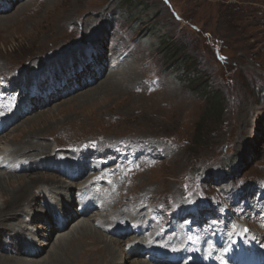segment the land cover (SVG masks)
<instances>
[{
    "label": "rangeland",
    "instance_id": "rangeland-1",
    "mask_svg": "<svg viewBox=\"0 0 264 264\" xmlns=\"http://www.w3.org/2000/svg\"><path fill=\"white\" fill-rule=\"evenodd\" d=\"M131 2L46 0L36 15L37 0H0V99L12 95L13 102L20 91L12 87L26 79L27 62L42 61L36 69L40 84L35 85L41 89L35 93L41 102H33L30 112L14 118L2 132L0 154L4 148L25 150L20 143L28 132L41 133L33 140L47 143L49 155L108 150V169H131L134 186L123 187L126 194L148 189L142 191L145 197L126 205L129 213L147 216L150 226L143 238L152 234L161 240L172 229L180 232V243L187 244L200 240L198 230L221 229L231 235L244 224L255 238H262L263 246L264 0H134L144 7L137 10ZM160 37L181 46L209 85L222 90L225 106L219 120L198 122L206 102L163 66ZM60 60L68 72L76 71L75 64H85L92 72L63 90L64 77L54 79L66 71L57 70ZM93 75L99 78L94 81ZM108 75L123 77L119 90L104 86L114 78L100 84ZM86 80L93 83L84 86ZM8 114L0 108V115ZM228 163L234 170L232 180L221 174ZM1 164L4 173L8 162ZM18 166L16 180L40 172L55 174ZM121 180L109 183L113 194ZM208 232L203 239L212 236V230ZM10 234L0 235V244L8 249ZM45 234L52 241L37 259L50 253L57 238ZM27 237L36 246L42 240ZM4 255L17 257L8 251ZM107 255L101 246L93 250V264H102ZM140 255L129 258L145 256L150 264H169L152 261L153 254Z\"/></svg>",
    "mask_w": 264,
    "mask_h": 264
},
{
    "label": "bare ground",
    "instance_id": "bare-ground-1",
    "mask_svg": "<svg viewBox=\"0 0 264 264\" xmlns=\"http://www.w3.org/2000/svg\"><path fill=\"white\" fill-rule=\"evenodd\" d=\"M45 3L46 0H37V10L34 12L36 15L42 11ZM0 11L2 10L0 9ZM94 59L92 57V60ZM41 64L42 61L31 58L27 62L28 69H25V72L28 73L25 82L23 83L21 81V84L12 87V91L17 92L21 91L24 86L25 92L22 94H27L25 99L19 101L21 92L17 98L12 100L13 102H10L12 95L6 94L0 99V108L6 114L9 113L8 115H0L2 117L0 119V141L3 138L1 136L2 132L7 129L14 118L16 119L19 116L25 115L28 111L30 112L29 107L31 108L33 102H41L40 98L35 94L36 91L30 88V84H28L29 82L37 84L42 77L36 74L38 71L36 69ZM55 64L58 66L57 70H66L69 68V66H65L64 60L57 61ZM42 66L44 67V65ZM75 66L73 70L76 71L74 72L71 70L70 72L67 70L64 72L61 71V78L64 77L63 81L65 82L63 90L65 88H73L72 83L75 78H81L85 72H92L89 66L85 64L83 66L81 65V67L79 64H75ZM46 69V72H49L52 68ZM93 78L95 81L99 77L93 75ZM112 78L114 79L111 80ZM122 78L108 75L100 84L111 80L110 84H104V86L119 90L118 85L121 83ZM91 83H93V80L89 82L86 80L84 86H88ZM54 90L57 91L55 93H58L57 89ZM4 104L6 106L1 107ZM18 127L20 126L17 125L16 128ZM39 135H41L39 132H28L20 143V146L24 147L25 150L21 151L15 148L7 150L4 148L2 154H0V167L2 165L1 162H8V165L5 166V172H0V198H2L0 200L2 201L0 202V235L6 234L7 232L9 234L10 232L9 242L12 243L11 249H8L3 244H0V248L5 252L8 251L9 254L13 252L17 255V257L12 255L6 256L4 255L5 252H1L0 254L4 256L2 258L0 256V264H84L87 261L86 259L89 260L88 264H93L97 258L94 259L91 256L92 251H97L100 246L108 253L105 260L102 261V264H150L145 259V256H142L143 258L141 260H138V258H136L137 260H130L129 255L132 254L135 257H139L141 253H144L148 257L152 251L163 255L164 251H167V248H176V253L179 256L171 262L170 259L172 258L164 254L163 256H158V261L173 264H210L208 261L214 256L216 262L220 264H243L240 262V258L243 256L241 254L242 250H236L238 243L243 238V229L246 225H239L237 230L228 236L218 230L209 229V231L212 230V236L216 237L217 241L212 240L206 245L203 244V240L202 242L201 240L190 241L187 244L179 245L175 241L174 232H167L161 240L152 239V234L144 236L145 238H143V235L146 234L145 232L150 226L147 216L143 212L136 214L129 213L126 205L145 197L146 194L142 191L148 189L145 187L140 188L141 190L138 191L136 196L124 192L123 187L133 188L134 186L132 184L130 168L124 171V173H122L121 169L119 170V167L108 169L107 166L111 163L106 162L109 161L108 150L100 151L97 148H86L83 153L76 151L74 155L66 153L49 155L47 143L33 140ZM99 158L102 161H99ZM19 164H28L30 165L29 169L46 168L54 171L55 174L40 172L44 174L37 173L28 178L16 180L17 175L15 174ZM92 175H95L96 180L93 178L92 180L87 179L84 181L86 177ZM104 175L106 177L105 179H98V177ZM45 176L48 180L42 181L41 179ZM117 179L122 180L117 187V193H114L116 195L114 197L111 191L113 188L109 183H115ZM85 183L88 184L85 185ZM37 184L38 186H36ZM31 194L32 197L29 198ZM86 196H88V204L91 202L96 203L97 198L100 206L98 204L93 207L88 205L86 211L80 213L76 208L75 198ZM73 203L74 208H72ZM38 208L42 209V213H37ZM53 209H56L60 219L62 218L60 220L61 227L56 230L51 226L55 224L52 216ZM108 210H111V213ZM243 211L245 212V210ZM262 212L263 215L259 220L262 228H264V210ZM62 216L66 217L67 220L65 221ZM25 217H28V219L25 220ZM42 222L46 223L45 225L47 226L43 225ZM68 228L69 230L66 231ZM134 228L138 229L135 234ZM26 230H29L31 233L26 234ZM45 231L50 234H55L57 238L55 242L53 241L54 244H52L50 253L45 258L37 259L44 250L43 247L45 245L48 246L52 241L51 235L47 236ZM131 231L133 234H131ZM30 234L33 237H40L42 239L38 246L35 243H31V238L29 239L27 237ZM125 235H129V237L122 239ZM248 237L251 240L255 238L251 234ZM227 242L228 246H226ZM261 243L262 240L260 237L257 239L255 245H261ZM10 257L14 258L11 262L6 259ZM255 260L256 263L253 262L250 264H264L262 254L255 258ZM257 260H259V263H257ZM68 261H71V263H68Z\"/></svg>",
    "mask_w": 264,
    "mask_h": 264
},
{
    "label": "trees",
    "instance_id": "trees-1",
    "mask_svg": "<svg viewBox=\"0 0 264 264\" xmlns=\"http://www.w3.org/2000/svg\"><path fill=\"white\" fill-rule=\"evenodd\" d=\"M131 1V6H133V8L135 7V10L142 6L140 3L133 4L134 0ZM142 8L144 7L142 6ZM158 48L159 58L163 61V66L166 67V70L174 72V75L180 83L187 86L189 85L192 89H195V91H197L196 94L202 97L206 102V109L198 122L203 124L204 120H219L225 106L222 90L213 88L209 85V80L202 77L195 64L192 65L194 62L186 56V52L181 46H176V43L172 41L167 42L166 39L160 37ZM233 172V168L228 163L226 169L222 168L221 174L224 179L232 180ZM209 177H211V175H209ZM224 183H227V181Z\"/></svg>",
    "mask_w": 264,
    "mask_h": 264
}]
</instances>
